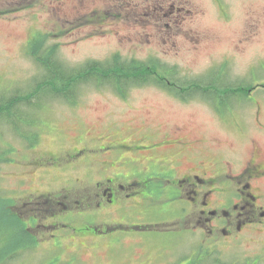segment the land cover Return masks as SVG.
<instances>
[{
    "label": "rangeland",
    "instance_id": "1",
    "mask_svg": "<svg viewBox=\"0 0 264 264\" xmlns=\"http://www.w3.org/2000/svg\"><path fill=\"white\" fill-rule=\"evenodd\" d=\"M37 44L52 46L59 61L70 67L118 54L123 60L155 59L163 71L176 69L179 80L201 78L205 83V96L194 89L188 100L155 84L130 86L121 95L94 83L78 88L75 104L49 98L42 109L28 112L35 121L32 132L41 133L36 146L40 155L116 128L123 135L132 129L160 133L180 127L186 136L205 141L207 148L200 153L205 158L244 157L254 139L264 144L256 120L259 111L264 123V0H0V101L27 92L43 75L28 53ZM218 105L229 110L225 120ZM25 139L0 120V195L21 220L34 213L42 220L54 219L43 206H24L34 197L26 188L62 184V177L51 171L27 173L24 160L36 153L25 149ZM22 228V237L15 232L14 239L0 243V255L18 247L9 264H41L34 239ZM263 251L264 235L254 234L239 248L215 253L200 264H264ZM99 260L94 257L90 263Z\"/></svg>",
    "mask_w": 264,
    "mask_h": 264
},
{
    "label": "flooded vegetation",
    "instance_id": "2",
    "mask_svg": "<svg viewBox=\"0 0 264 264\" xmlns=\"http://www.w3.org/2000/svg\"><path fill=\"white\" fill-rule=\"evenodd\" d=\"M228 111L216 112L225 120ZM155 131L111 129L43 155L40 131L26 136L25 149L36 153L24 160L27 173L62 177L58 187L24 190L34 196L24 206H43L54 218L21 220L37 262L200 264L264 235V144L254 139L244 157L205 158L203 139L180 127Z\"/></svg>",
    "mask_w": 264,
    "mask_h": 264
},
{
    "label": "trees",
    "instance_id": "3",
    "mask_svg": "<svg viewBox=\"0 0 264 264\" xmlns=\"http://www.w3.org/2000/svg\"><path fill=\"white\" fill-rule=\"evenodd\" d=\"M42 44L31 45L32 47H28V53L33 56L43 75L38 80L35 79L33 86L27 92H17L0 101V120L10 125L20 137H26L28 133L32 132L30 126L35 124L34 120L28 119L31 117L29 111L42 109L43 102L45 104L49 98L75 104L78 98V88L87 83H94L97 86H110L121 95H124L130 86L155 84L183 100L191 98L194 89L199 90L202 93L201 96H205L203 93L205 83L200 80L201 78L179 80L174 76L177 73L176 69L167 68L163 71V65L155 59L149 61L123 60L118 54H114L105 61L92 59L79 66L70 67L59 61L55 55L56 50H53L52 46L48 48ZM40 50H43L47 55H43ZM234 87H242V85ZM233 91L239 90L234 89ZM206 97L208 99L213 98ZM4 199L7 198L0 195V221L4 227L0 230V243L14 239L15 232L22 237V233L19 231L23 225L21 218L9 209V201L6 200L7 205L5 206ZM22 232L23 234L26 233L24 228H22ZM17 248L9 251L6 249L4 256L0 255V264H9L16 255Z\"/></svg>",
    "mask_w": 264,
    "mask_h": 264
}]
</instances>
